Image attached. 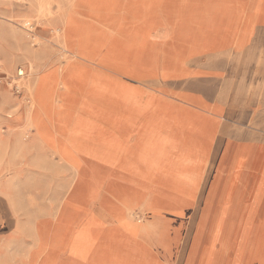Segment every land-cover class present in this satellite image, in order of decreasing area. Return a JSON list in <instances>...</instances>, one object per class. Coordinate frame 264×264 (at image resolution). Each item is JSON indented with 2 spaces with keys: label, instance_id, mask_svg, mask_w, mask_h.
<instances>
[{
  "label": "crops",
  "instance_id": "1",
  "mask_svg": "<svg viewBox=\"0 0 264 264\" xmlns=\"http://www.w3.org/2000/svg\"><path fill=\"white\" fill-rule=\"evenodd\" d=\"M211 1L224 3L225 12L211 13L208 0H190V4L188 0L169 4L161 0L159 9L152 13V31L158 40L150 39L145 51L151 68L145 78L149 83H137L146 98L211 121L216 138H227L226 127L247 126L260 105L259 97L251 95L255 86L264 85V24L251 25L252 33L241 44L256 0ZM197 4L201 6L194 8ZM166 30L173 31L174 42L167 41ZM16 136L0 138V258L6 264H180V260L170 261L163 254L161 229L166 215L151 209L176 207L162 199L158 189L117 182V178L86 183L85 177H79L88 170L83 166L78 172L66 167L57 174L21 166V158L13 155L19 140ZM37 152H28L30 161ZM56 160L52 157L51 163ZM83 160L89 163L85 157ZM73 174L77 181L67 177ZM37 175L47 181L38 182ZM202 205L208 210L200 219L199 241L192 235L191 221H187L178 255L197 241L190 264H200L205 246L211 262L202 264H227V260L243 264L245 252L223 248L225 230L212 239V228L220 222L213 211L220 207L218 199L212 195ZM222 223L224 228L230 225L229 215ZM86 238L92 241L85 245L88 256L81 258L74 241Z\"/></svg>",
  "mask_w": 264,
  "mask_h": 264
},
{
  "label": "bare ground",
  "instance_id": "2",
  "mask_svg": "<svg viewBox=\"0 0 264 264\" xmlns=\"http://www.w3.org/2000/svg\"><path fill=\"white\" fill-rule=\"evenodd\" d=\"M77 3L78 8L86 11L90 21L102 25L103 29L93 34L76 27L78 22L73 16H68L64 25H54L55 32L58 34L63 32L59 38L64 43L67 54L65 58L69 62L61 69L40 70L33 88L24 85L25 93L29 96L30 108L25 125L21 126L17 133L19 140L13 154L21 158V166L53 170L55 174L61 172V168L59 162L51 163L52 157L58 155L64 159L66 151L51 149L50 132L57 131L60 138H68L71 126L75 125V129H79V122L76 124L72 118L77 120L85 117L90 110L98 107L101 101L107 111L101 119L104 123L95 124L97 128L94 136L102 133L101 138H138L140 136L138 132L136 135L134 133L136 122L146 117L149 119L150 111L156 106L154 98H146L139 86L149 83L145 78L150 74L148 70L151 68L147 66L145 51L150 39L155 38L152 31L153 23L147 22L150 18L146 19L132 6L126 16L123 15L126 4L124 0H77ZM250 9L252 10L248 13L241 44L246 42L252 33L251 25L264 24V0H256ZM38 10L37 17H40L43 13L42 8ZM220 10L225 12L224 3L216 2L209 7L213 14ZM127 27L133 30L132 35L128 37L125 32ZM262 33L264 34V29ZM126 63L128 65H125ZM19 75L23 76L24 72L20 71ZM100 83L101 92L107 96L99 99ZM22 87L18 86V89ZM6 92L3 87L1 96L3 97ZM156 113L161 118L156 127L157 131L156 128L152 131L149 129L144 133L146 135L144 138H203L200 142L207 150V160L203 165L188 153L183 156L180 163L168 161L172 164H166L167 171L162 172V177L142 172V176L139 177L141 179L137 180L135 173L128 168L129 176L125 180L117 178L123 182L142 183L149 188L158 189L160 197L176 207L165 210L156 206L151 209L152 212L158 214L162 212L166 215L167 220L161 229L163 254L170 261L180 260V264H190L193 253L197 251L195 241L181 256L178 255L179 242L186 233L187 221H191V231L194 227V238L199 241L202 232L200 219L204 214V208L198 223L194 225L195 215L188 207L189 198L183 190V187L189 188L192 181L177 175L172 177L171 173L172 167L182 174L198 169L201 172L203 169L204 173L211 171L210 177L206 180L208 192L205 201L213 195L220 204V211L217 213L220 222L212 228L214 230L212 239L219 238L220 233L225 230L222 246L226 251L245 252L243 264H264V144L233 149H230L226 142L215 146L213 142L216 138V127L213 122L162 105ZM56 122L61 124L59 128L55 125ZM30 132L45 138H35L37 143L31 146ZM74 135L78 136V131L77 133L75 131ZM77 138L86 136L82 137L80 134ZM34 149L39 152L30 161L28 152ZM128 154L136 157L138 152L131 149L128 150ZM75 162H71L69 166L78 172L85 163L77 157ZM222 166L224 167L222 173L225 175L219 181L217 176ZM167 177L172 178V184L167 185L169 182ZM83 181L91 183L88 177ZM215 189L217 196H214ZM231 207H233L229 214L231 223L224 228L222 221L228 216ZM208 256L210 250L205 246L201 252L200 264L211 262L207 259ZM0 264L6 263L0 258ZM227 264H230V261L227 260Z\"/></svg>",
  "mask_w": 264,
  "mask_h": 264
},
{
  "label": "rangeland",
  "instance_id": "3",
  "mask_svg": "<svg viewBox=\"0 0 264 264\" xmlns=\"http://www.w3.org/2000/svg\"><path fill=\"white\" fill-rule=\"evenodd\" d=\"M166 1L168 4L176 2V0ZM124 2L126 4L124 5L125 11L123 15L126 16V13L129 12L132 6L139 14L145 16L146 19L150 18V20L147 21L150 23H153L154 16L152 13L156 12L161 6V0H124ZM188 2V4H190V0H188ZM208 2L210 6L214 3V1L211 0H208ZM77 4V0H0V124L7 120L0 127V138H3L5 134L7 136L13 134L14 138L19 132L20 127L24 126L26 123L30 106L29 96L25 93L24 85H29L33 88L40 70L61 69L69 62L65 58L67 54H65L64 43L62 39L59 38V35H62L63 32L60 34L55 32L54 25H64L68 16H73L78 22L76 27L86 29L93 34L103 29L102 25H97L90 21L86 11L78 8ZM202 5L206 6L207 1ZM200 6L201 5L197 4L194 8ZM39 8H42L43 13L40 17H37V15H39ZM173 8L174 5L173 7H168L169 10ZM167 25L170 27L173 26L171 24ZM32 27L34 28L32 29ZM34 29L35 31H33ZM132 31L131 27H127V29H125L127 33L126 36L132 35ZM165 33L167 34V41L174 42V40H171L173 31L166 30ZM153 40H158V38L155 37L152 41ZM125 65H128V63ZM20 71L24 72L23 76L19 75ZM18 86L23 87L22 89H18ZM3 87L7 92L2 97ZM101 88L102 85L100 83L99 99L107 96L101 92ZM251 96H258L260 104L257 110L252 112V120L249 121L247 126L238 124L227 126L225 132L222 130L227 138H214L213 145H223V142H226L230 149H233L246 145L264 144V85L255 86ZM116 97L120 96L116 95ZM82 98H85V96H82ZM153 101H155V99ZM155 105L156 106L149 113V119L146 117L136 122L134 133L136 135L138 132L140 135L138 138H101L100 134L102 133H98L97 136H94L97 128L95 124L103 122L101 119L105 116L107 111L106 108L103 107L101 101L100 105L90 110L85 117L77 120L72 118V121L76 122V124L79 122V129H75V125L71 126L68 138H60V134L57 131L50 132L49 137L52 138L51 149L58 148L59 151H66L64 159H61L58 155L55 157L59 160L61 172L65 171L66 167L71 168L69 165L71 162L76 163V157L85 163L83 167L88 168V170H84L86 173L81 174L79 177H88L91 183L111 181L108 180V178H120L121 180H125L126 177L129 176L127 171L128 168L135 173V179L137 180L141 179L139 177L142 176V172L151 174L152 176L162 177V172L164 170L167 171V163H180L183 161V156L188 153L198 159L201 165L205 164L207 160V150L200 142V139L203 138L143 137L146 136L144 134L146 131L149 129L152 131L158 127L161 120L156 113L160 105L156 102ZM55 125L57 128L61 126L58 122H56ZM155 130L157 131V128ZM75 131L76 133L78 131L79 135L81 134L82 137L85 135L86 138H77L79 135L75 136ZM35 138L45 137H41L35 134V132H30L29 143L31 146L36 145L37 141H35ZM209 139L212 140V138ZM131 149H136L138 152L136 157H132L128 154V150ZM83 157H85L89 163H86ZM58 160L55 162L57 163ZM222 168L224 167L222 166L219 169L217 176V180L219 181L225 175V173H222ZM172 169V177L177 175L178 177L190 179L192 181L190 187H183V190L187 198H189V209H192L193 213H195V225L198 223L203 208L204 213L208 210V207L206 205L203 206L202 202H205L208 192V183L206 180L210 177L211 171L204 173L203 169V172L202 170L199 172L200 170L198 169L182 174L180 171H175L174 167H172ZM72 170L76 172V169ZM34 177L36 176L34 175ZM38 177V182L47 181L43 176ZM67 177H69L72 182L77 181V176L75 174L67 175ZM41 178H43V180ZM167 179L169 181L167 185L172 184V178L167 177ZM121 180L117 179L115 181L123 182ZM54 181L58 182L59 180L55 179ZM134 183L140 187L146 186V184ZM215 196H217L216 189ZM196 203H199L197 208ZM215 204H217V200ZM232 208L233 207L229 209L228 215ZM213 211L216 215L220 211V207L215 206ZM191 232L194 236V227ZM91 241V238L74 241L75 244L79 246L77 254L81 258L88 256L89 247L85 245ZM22 255L25 257L26 253H22ZM194 255L195 253H193V256Z\"/></svg>",
  "mask_w": 264,
  "mask_h": 264
}]
</instances>
